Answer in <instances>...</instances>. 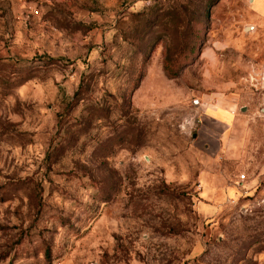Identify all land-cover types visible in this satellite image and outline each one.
I'll list each match as a JSON object with an SVG mask.
<instances>
[{
  "label": "rangeland",
  "instance_id": "obj_1",
  "mask_svg": "<svg viewBox=\"0 0 264 264\" xmlns=\"http://www.w3.org/2000/svg\"><path fill=\"white\" fill-rule=\"evenodd\" d=\"M0 264H264V0H0Z\"/></svg>",
  "mask_w": 264,
  "mask_h": 264
},
{
  "label": "crops",
  "instance_id": "obj_2",
  "mask_svg": "<svg viewBox=\"0 0 264 264\" xmlns=\"http://www.w3.org/2000/svg\"><path fill=\"white\" fill-rule=\"evenodd\" d=\"M233 100L231 97L215 100V104L210 106V120L222 123V120L232 112Z\"/></svg>",
  "mask_w": 264,
  "mask_h": 264
},
{
  "label": "trees",
  "instance_id": "obj_3",
  "mask_svg": "<svg viewBox=\"0 0 264 264\" xmlns=\"http://www.w3.org/2000/svg\"><path fill=\"white\" fill-rule=\"evenodd\" d=\"M193 47L194 46H192L191 48H190V52H192V50H193ZM187 54L183 57V59H186L187 58ZM163 69L165 70V72H167V75L170 77V78H175V77H177L178 76V74H179V72H178V66H176V71H175V69L174 70H171L169 67H168V64H167V61H166V59L163 61ZM136 86V85H135Z\"/></svg>",
  "mask_w": 264,
  "mask_h": 264
},
{
  "label": "water",
  "instance_id": "obj_4",
  "mask_svg": "<svg viewBox=\"0 0 264 264\" xmlns=\"http://www.w3.org/2000/svg\"><path fill=\"white\" fill-rule=\"evenodd\" d=\"M243 110H245V108H243Z\"/></svg>",
  "mask_w": 264,
  "mask_h": 264
}]
</instances>
